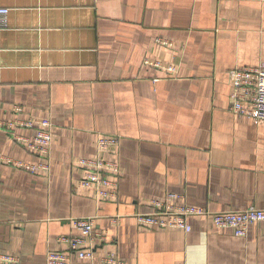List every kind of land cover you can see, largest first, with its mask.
I'll use <instances>...</instances> for the list:
<instances>
[{"label":"crops","instance_id":"obj_1","mask_svg":"<svg viewBox=\"0 0 264 264\" xmlns=\"http://www.w3.org/2000/svg\"><path fill=\"white\" fill-rule=\"evenodd\" d=\"M0 120L49 119L50 170L0 128V253L47 264L59 239L95 217L106 241L72 264H264V221L243 237L212 215L192 230L147 228L135 213L150 199L183 194L209 211L264 209V123L229 110V71L264 64L262 0H0ZM165 39L172 46L158 42ZM175 64L168 76L150 62ZM21 107L18 112L16 107ZM13 132L34 138L35 128ZM117 135L119 197L99 201L79 185L80 158H95L100 135Z\"/></svg>","mask_w":264,"mask_h":264},{"label":"built area","instance_id":"obj_2","mask_svg":"<svg viewBox=\"0 0 264 264\" xmlns=\"http://www.w3.org/2000/svg\"><path fill=\"white\" fill-rule=\"evenodd\" d=\"M264 1V0H262ZM9 9L0 7V28L8 26ZM158 42L172 46L165 39ZM154 67L164 69L168 76L175 77L178 67L175 64L164 65L160 61L150 62ZM231 82V102L229 110L239 116L247 117L257 123H264V64L254 67H238L229 71ZM21 112V107H16ZM17 127L35 128L36 135L32 139L19 136L13 132ZM52 123L49 119H19L14 121L0 120V128L11 132L13 138L22 142L33 151L42 162L8 159L11 164L23 168L30 173L40 174L50 170V154L53 143ZM119 145L117 135H100L95 158H80L77 163L81 171L79 185L93 192L99 201H114L119 197V161L107 158L116 154ZM183 194L169 192L164 199H150L152 211L134 214L138 223L147 228H176L186 232L192 230L190 218L198 215H212L213 224L217 228L232 229L236 236L247 234L248 227L256 222L264 221V209L249 206L244 209L227 211H209L206 208L191 206L185 201ZM73 225L79 230L75 235H63L60 241L67 250H53L47 255V264H72V256L82 259L95 257V243L106 241L105 233L97 231L95 217L73 219ZM102 260L106 264H123L116 251H109ZM17 258L0 253V264H16Z\"/></svg>","mask_w":264,"mask_h":264},{"label":"rangeland","instance_id":"obj_3","mask_svg":"<svg viewBox=\"0 0 264 264\" xmlns=\"http://www.w3.org/2000/svg\"><path fill=\"white\" fill-rule=\"evenodd\" d=\"M120 185V184H119Z\"/></svg>","mask_w":264,"mask_h":264}]
</instances>
